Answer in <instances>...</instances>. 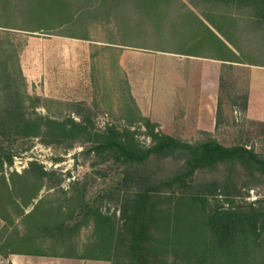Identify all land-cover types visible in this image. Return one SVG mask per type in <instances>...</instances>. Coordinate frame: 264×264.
Here are the masks:
<instances>
[{
	"label": "trees",
	"instance_id": "1",
	"mask_svg": "<svg viewBox=\"0 0 264 264\" xmlns=\"http://www.w3.org/2000/svg\"><path fill=\"white\" fill-rule=\"evenodd\" d=\"M233 7L248 9L256 21L264 22V0H0V218L17 229L7 204L13 203L20 210L21 205L27 207L37 198L43 186L59 191L54 201L49 199L53 194H48L23 216L27 223L23 235L0 238V255L16 253L110 264H264L261 201H257L260 206L235 205L233 196L237 195L227 192V185L218 194L217 185L195 188L188 182L195 171L214 169L219 164L238 163L264 174L263 158L243 145L225 147L214 140L190 145L157 131L158 125L144 116L140 120L148 145L139 141V133L132 126L119 128L106 123L98 129L84 112L78 113L79 120L43 115L36 110L41 98L27 94L18 57L21 45L13 39L20 33H43L88 41L89 26L101 21L116 25L119 37V41L114 40L110 33L105 41L107 49L137 47V30L168 27L164 20L172 10L180 17L178 10L186 9L198 20L194 9L218 29L212 22L214 12L225 17L227 12L230 17ZM198 21L212 34L203 21ZM232 62L243 63L238 54H233ZM219 88H223V78ZM239 99L238 106L245 111L247 95ZM32 139L65 149L89 144L83 153L121 168L120 181L98 201H90L86 188L78 189L82 181H73L64 190L60 187L63 179L54 170H46L32 160L21 174L11 173L7 182L3 166H11L14 156L22 152L12 143ZM168 157L183 159L182 170L160 178L150 163ZM15 179L31 189L27 202L14 199ZM218 195L226 196L228 207L215 200ZM209 198L216 202L210 203ZM103 199L115 205L112 212L103 208ZM82 230L86 238L79 245L75 238ZM193 233L196 239L197 233L202 238L194 241L193 252L185 255L186 243L179 244L178 238ZM47 248L49 251H45Z\"/></svg>",
	"mask_w": 264,
	"mask_h": 264
},
{
	"label": "rangeland",
	"instance_id": "2",
	"mask_svg": "<svg viewBox=\"0 0 264 264\" xmlns=\"http://www.w3.org/2000/svg\"><path fill=\"white\" fill-rule=\"evenodd\" d=\"M231 10L234 19H231L233 16L229 17L227 12L226 17L214 12L212 22L221 32H227L233 35L235 40L239 41L240 38L243 42L244 50L237 53L242 64L258 66L257 70L252 71L254 85L250 115L238 106L241 102L239 98L248 91L250 67L242 68L241 71L234 66H228L223 71V88L219 89L213 107L212 101L195 100L191 91L185 95L181 94L178 84L162 83V78L158 76L144 75L145 72L150 73L148 69L141 67L144 60L132 62L133 66L129 68L115 67L113 52L107 49L105 41L109 39L110 33L113 34L112 39L119 41L116 25L108 26L105 25L107 22L101 21L89 26L88 41L43 33H20L13 37L15 42L21 45L18 57L26 80L27 94L41 98L36 110L43 115L55 119L70 116L79 120L78 113L84 112L98 129L106 123L119 128L132 126L131 129L138 131V139L144 145L149 144V138L141 126V116L156 123L157 131L190 145L208 140H214L225 147L243 145L264 159V121L260 120H264V22L256 21L248 9L233 7ZM178 16L175 15V10H172L171 15H167V18L174 21L169 24L175 26L172 30H177L183 25ZM194 25L192 21L188 26L192 28ZM146 29L137 30L135 45L153 46L152 29ZM147 32H150L149 35ZM222 53L219 51L218 54ZM224 55L232 58L230 52H225ZM154 69L155 72H167V68ZM128 78H131V82H128ZM233 100L238 104L235 105ZM88 146L89 144L78 143L70 149H65L45 145L39 139L17 141L12 143V147L22 152L14 156L11 166H3V174L9 182L11 173L21 174L29 161L34 160L46 170H54L57 177L63 179L60 185L62 189L67 190L73 181L79 180L82 182L78 189L85 187L88 200L98 201L100 195L120 181L121 168L111 162H102L94 154L83 153V149ZM183 162V159L162 158L158 162L152 160L150 168L160 178H168L182 170ZM188 182L195 188L217 185L218 194H222L223 187L227 185V192L237 195L233 196L235 205L254 203V206H264V174L244 168L238 163L219 164L214 169L197 170ZM15 183L17 192L14 199L21 203L27 202L31 189H28V185L22 183L21 179H15ZM48 194H53L49 199L54 201L59 191L47 190L46 186H43L37 198L29 201L27 207L21 205L20 210L16 209L13 203L7 204L8 215L12 217L17 229L0 218V238L23 235L27 224L22 219L23 216L34 208L39 199L47 197ZM225 197L218 195L215 200L228 207L224 201ZM102 201L104 209L108 208L110 212L115 209V205L107 199ZM216 201L209 198L212 204ZM257 201L261 203L258 204ZM4 224L8 228L3 226ZM199 234L197 233V237L200 240L202 236ZM195 237L193 233L178 238L179 244L186 243L185 255L193 252L194 241H198ZM85 238L86 231L82 230L75 240L80 245ZM83 261V264H110L104 261Z\"/></svg>",
	"mask_w": 264,
	"mask_h": 264
},
{
	"label": "crops",
	"instance_id": "3",
	"mask_svg": "<svg viewBox=\"0 0 264 264\" xmlns=\"http://www.w3.org/2000/svg\"><path fill=\"white\" fill-rule=\"evenodd\" d=\"M198 20L211 30L212 34L200 26L197 19L182 9L180 23L177 30H172L173 24L171 18H165L164 22L168 27L161 30L152 29L153 46H113V64L115 67L124 68L133 66L132 62L144 60L141 67L149 70V77L158 76L162 78L160 82L178 84V90L183 95L191 91L195 100L212 101L213 107L216 103L219 84L222 81L223 71L228 66H234L242 71V68L250 67L251 74L248 76L247 104L245 112L252 114V71L257 70L258 66H248L242 63H234L233 54L237 55L239 51L244 50L243 42L235 40L230 34L223 33L221 30L214 28L203 17L192 11ZM194 22L191 28L190 22ZM188 22V23H187ZM148 30V29H146ZM150 32H147L149 35ZM208 39V40H207ZM222 51V55H219ZM225 52H230L232 58L226 57ZM231 57V56H230ZM154 68H167V72H155ZM154 70V71H153ZM248 70V69H247ZM247 72V71H246ZM129 79V80H128ZM131 82V78H128ZM191 89V90H190ZM260 119V118H259ZM261 121H264L260 119ZM83 260L73 258H58L34 256L25 254L12 253L3 257L0 255V264H83Z\"/></svg>",
	"mask_w": 264,
	"mask_h": 264
}]
</instances>
